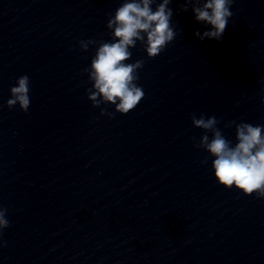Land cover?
<instances>
[{"label": "clouds", "instance_id": "9594fccd", "mask_svg": "<svg viewBox=\"0 0 264 264\" xmlns=\"http://www.w3.org/2000/svg\"><path fill=\"white\" fill-rule=\"evenodd\" d=\"M155 0H124L114 15H109L107 28L111 30V42H99V47L93 57L90 67L83 69L88 73L92 87L87 89L88 99L93 107L101 104L115 105V112L128 114L144 98L142 87L136 81L139 79L137 70L142 68L144 61L136 60L126 63L132 53L129 50L139 41L147 53L148 58L158 56L171 43L177 32L171 26L173 10L168 7L171 0H162L156 5L155 11L151 5ZM234 0H185L183 11L192 5V11L197 22L210 26L201 34L195 33L201 41L215 39L219 41L228 26L233 13L230 8ZM93 40L79 41L82 51H87ZM264 84V80L261 81ZM30 79L27 75L17 79L16 86L10 88L11 98L6 104L9 109L17 104L20 110L28 112L30 106ZM264 93V87L261 88ZM264 104V99L261 100ZM101 115L114 117L115 113L101 110ZM192 124L204 130L198 143L194 147L203 149L212 160L215 180L225 189L233 187L245 196L255 194L257 199H264V125L250 123L229 122L225 127L235 124L237 143L225 138L217 127L220 121L211 116L205 119L191 116ZM208 133H211V139ZM206 157L202 163H207ZM7 209L0 207V236L3 230L10 227L6 218ZM6 242L0 240V246Z\"/></svg>", "mask_w": 264, "mask_h": 264}]
</instances>
